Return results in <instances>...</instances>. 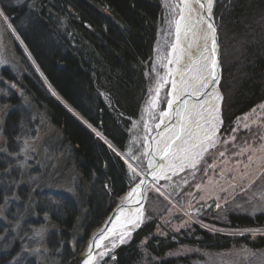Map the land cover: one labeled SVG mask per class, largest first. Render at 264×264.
Returning a JSON list of instances; mask_svg holds the SVG:
<instances>
[{"label": "trees", "instance_id": "1", "mask_svg": "<svg viewBox=\"0 0 264 264\" xmlns=\"http://www.w3.org/2000/svg\"><path fill=\"white\" fill-rule=\"evenodd\" d=\"M217 6L225 28L224 50L226 56L230 55L220 81L224 93L222 118L224 129L235 130L243 115L264 103V0H218ZM0 9L57 95L103 136L95 135L60 105L27 64L16 80L18 89L60 131L50 148L61 159L62 172L74 168L79 176L73 178L69 192L48 188L39 180L42 187L30 189L29 183H19L21 172L17 173L16 163L4 154L0 156V196L8 200L10 219L4 225L0 220V234L5 237L0 264H42L26 256V243L21 238L26 231L38 228L46 229L48 256L43 264H79L90 234L132 185L117 150L127 149L131 121L139 115L147 94L145 65L157 39L160 3L0 0ZM22 99L15 95L7 100L10 109L1 138L10 151L21 144L20 138L32 133L31 116H36L35 112L28 113L27 125L14 118L19 114L13 109L24 108ZM19 123L23 124L15 132L9 131L10 125ZM29 170L31 174L34 171ZM56 175L60 178L57 171ZM9 185L10 190L16 188V204ZM18 222L26 229L14 230L12 225ZM229 222L232 228L257 229L263 226L264 215H232ZM158 230L156 220L147 217L130 242L118 247L103 264H199L189 256L169 257L168 252L183 245L218 252L239 244L264 249V235L254 240L248 235L213 236L196 226L198 239L193 240L181 232L162 234Z\"/></svg>", "mask_w": 264, "mask_h": 264}, {"label": "rangeland", "instance_id": "2", "mask_svg": "<svg viewBox=\"0 0 264 264\" xmlns=\"http://www.w3.org/2000/svg\"><path fill=\"white\" fill-rule=\"evenodd\" d=\"M159 3L161 19L158 22L157 39L154 43L152 56L145 65L148 84L147 94L143 98L139 115L131 121L127 149L125 152L117 150L127 165L129 182L132 183L130 189L142 180L147 171L150 141L161 114L166 110L169 102L167 61L170 40L173 37L175 6L177 7L178 0H159ZM217 4L218 0L215 3L213 19L217 31L216 43L219 50L221 81L225 62L230 58V55L227 52L228 55L226 56L224 50L225 28L222 24L220 7L218 12ZM27 64L31 65L32 70L37 72L47 90L51 92V95L56 98L60 105L66 107L77 120L103 139V136L91 124L74 112L57 95L55 89L43 77L34 63L8 17L0 9V156L3 157L4 154L6 158L16 163L17 173L21 172L20 184L29 183L30 189H34L42 187L41 185L45 183L43 186L47 185L48 188L57 191L64 189L69 192L68 188L71 186L73 178L75 179L79 174L77 175L74 168H71L69 173L62 172L61 168L63 169V167L61 165L63 163L60 158L55 156L54 150L50 148L61 135L60 131L50 122L42 110L30 103V98L23 95L16 83L22 70L28 67ZM220 81L222 102L219 116L212 124L204 127L202 134L192 142L189 141L187 146L178 151L173 157L174 166L171 173L164 174L147 187L141 221L126 236L120 235L106 240L96 252L95 264H103L107 259L113 257L118 247L130 242L141 225L146 223L147 217L155 219L160 225L158 233L169 234L176 231L181 232L183 237H189L193 240L198 239L196 226L200 229L204 228L213 236L240 237L248 235L254 240L258 235H264V224L257 229L244 230L232 228L229 222L232 215H264V103L243 115L238 121L239 128L235 130L224 129L222 118L224 93ZM15 95L23 98L22 106L25 109L20 106L15 107L13 111L19 115L14 118L23 120L27 125L30 120L28 113L35 112L34 115L36 116H31L32 133L28 132L20 138L21 144L10 151L4 143L5 140L1 138V130L6 113L10 109L7 100L10 96L14 97ZM22 124L10 125L12 129L9 131L15 132ZM29 169L34 170L32 174ZM56 171L60 178L56 177ZM38 180L41 185L38 184ZM15 190L16 188L10 190L9 185V192L13 202H15L14 204L18 202L16 194H14ZM121 197L117 199L114 207ZM8 205L5 196H0V220L4 222L3 225L10 220L7 218L6 212ZM12 226L14 230L22 228L19 222ZM22 229L25 230L26 228ZM0 233L3 234V226L1 225ZM45 233V228H38L28 233L26 231L24 236L21 235L22 240L26 243L25 249L26 254H28L26 256L42 264L48 256V249L44 240ZM3 238L5 237L0 234V247L3 245ZM121 238H123V242H121ZM170 239L174 240V238ZM88 240L82 247L80 260ZM27 242H30V248L27 247ZM168 255L169 257H193L199 264H264V249H253L244 244L220 252L196 245H183L168 252ZM49 262V264H55L53 261Z\"/></svg>", "mask_w": 264, "mask_h": 264}, {"label": "bare ground", "instance_id": "3", "mask_svg": "<svg viewBox=\"0 0 264 264\" xmlns=\"http://www.w3.org/2000/svg\"><path fill=\"white\" fill-rule=\"evenodd\" d=\"M201 3L203 7L196 0H178L175 6L167 61L169 102L150 141L152 149L148 155L147 172L142 178L145 187L172 172L173 157L189 141L202 134L204 127L212 124L221 110L220 62L217 43H213L212 24L216 0H201ZM142 204L137 190L130 197L129 194L121 197L115 215L108 217L92 234L94 241L91 248L85 250L81 264L88 258L89 251L90 264H95L96 252L106 240L126 236L141 221Z\"/></svg>", "mask_w": 264, "mask_h": 264}, {"label": "water", "instance_id": "4", "mask_svg": "<svg viewBox=\"0 0 264 264\" xmlns=\"http://www.w3.org/2000/svg\"><path fill=\"white\" fill-rule=\"evenodd\" d=\"M212 24H213V29H214V40H215V42H217V31H216V26H215V23H214V20L212 21ZM217 55H219V50H217ZM218 60H219V56H218ZM220 71H221V67H220ZM220 75V74H219ZM220 81V77H219V80H218V82ZM151 147H149V153L151 152ZM149 155V154H148ZM147 172V171H146ZM145 176V175H144ZM146 185L144 184V182H143V179L136 185V186H134L132 189H130L129 190V192L127 193V194H129V193H133L135 190H137L138 192H139V194L141 195V199L143 200V204H142V207L144 208V205H145V202H146V188L147 187H145ZM126 195V193H124L123 195H122V197L123 196H125ZM121 199V198H120ZM119 199V200H120ZM116 209H117V204H116V206L113 208V210L111 211V213L108 215V217H113L114 215H115V211H116ZM108 217L105 219V221L104 222H106L107 221V219H108ZM103 222V223H104ZM102 223V224H103ZM101 224V225H102ZM100 225V226H101ZM99 226V227H100ZM99 227H97L94 231H93V233L99 228ZM92 233V234H93ZM92 234H91V236H90V238H89V240H88V244H87V247H86V249L85 250H87V249H89L90 248V245H92V241H94L93 240V236H92ZM85 252V251H84ZM83 257L84 256H82V259L80 260V264L82 263V260H83Z\"/></svg>", "mask_w": 264, "mask_h": 264}, {"label": "snow or ice", "instance_id": "5", "mask_svg": "<svg viewBox=\"0 0 264 264\" xmlns=\"http://www.w3.org/2000/svg\"><path fill=\"white\" fill-rule=\"evenodd\" d=\"M196 2L198 4H201V7H203L204 5L201 3V0H196ZM209 27H212V25H209ZM179 31V29H177ZM214 30V29H213ZM213 43H215V41H213ZM213 51H215V49H213ZM213 68H215L216 66V63L215 61H213ZM213 76H215V73H213ZM210 139V137H209ZM132 195V193H129V197ZM127 199V198H126ZM103 232V229L101 230V233ZM121 242H123V238H121ZM97 243V246H99V242H96ZM90 248H91V245H90ZM90 261H91V254H90V251H89V255H88V258L84 261V264H90Z\"/></svg>", "mask_w": 264, "mask_h": 264}]
</instances>
